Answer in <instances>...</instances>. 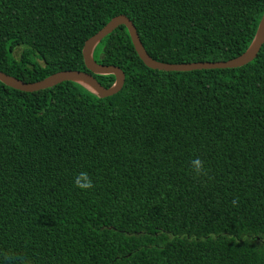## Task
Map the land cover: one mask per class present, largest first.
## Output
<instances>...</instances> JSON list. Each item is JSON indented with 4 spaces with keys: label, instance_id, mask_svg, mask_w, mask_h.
Masks as SVG:
<instances>
[{
    "label": "trees",
    "instance_id": "1",
    "mask_svg": "<svg viewBox=\"0 0 264 264\" xmlns=\"http://www.w3.org/2000/svg\"><path fill=\"white\" fill-rule=\"evenodd\" d=\"M121 13L156 60L218 61L248 48L264 0H0V70L89 71L86 39ZM94 58L120 91L0 81V264H264V43L239 67L166 71L120 25Z\"/></svg>",
    "mask_w": 264,
    "mask_h": 264
},
{
    "label": "water",
    "instance_id": "2",
    "mask_svg": "<svg viewBox=\"0 0 264 264\" xmlns=\"http://www.w3.org/2000/svg\"><path fill=\"white\" fill-rule=\"evenodd\" d=\"M125 25L129 31L132 43L143 62L150 68L166 71H189L203 68L239 67L252 61L259 53L264 43V13L259 21L256 34L248 48L236 57L218 61H191V62H164L153 58L146 50L134 22L124 13L112 17L100 30L86 39L83 46V58L89 71L80 69L60 70L37 81H24L14 75L0 70V81L4 84L22 90L36 91L51 87L63 81H75L81 83L99 97L113 95L121 90L125 83V72L114 64H104L94 58V49L97 44L115 28ZM95 74H113L115 81L110 86L103 85Z\"/></svg>",
    "mask_w": 264,
    "mask_h": 264
},
{
    "label": "clouds",
    "instance_id": "3",
    "mask_svg": "<svg viewBox=\"0 0 264 264\" xmlns=\"http://www.w3.org/2000/svg\"><path fill=\"white\" fill-rule=\"evenodd\" d=\"M191 166L194 172L199 173L202 167L201 161L199 160V158L193 159L191 161ZM73 184L75 187L81 190H85V189L92 187V182L87 177V174L85 172H80L79 174H77L73 181Z\"/></svg>",
    "mask_w": 264,
    "mask_h": 264
},
{
    "label": "rangeland",
    "instance_id": "4",
    "mask_svg": "<svg viewBox=\"0 0 264 264\" xmlns=\"http://www.w3.org/2000/svg\"><path fill=\"white\" fill-rule=\"evenodd\" d=\"M21 52H22V48L19 47V48H17L15 50V55L18 56V55H20ZM31 56H32L33 61H39V62H41V59H40L39 55L32 54ZM96 58L97 59H100L101 58L99 49L96 51Z\"/></svg>",
    "mask_w": 264,
    "mask_h": 264
}]
</instances>
